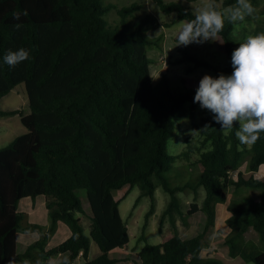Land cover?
Masks as SVG:
<instances>
[{
	"label": "trees",
	"instance_id": "trees-1",
	"mask_svg": "<svg viewBox=\"0 0 264 264\" xmlns=\"http://www.w3.org/2000/svg\"><path fill=\"white\" fill-rule=\"evenodd\" d=\"M157 2L165 12L176 11L178 19L194 18L193 11L182 2ZM215 4L222 11L235 5L236 0H224L222 6ZM113 7L105 0H0V103L24 82L31 107L30 113H21L28 131L0 147V264H51L59 254L65 255L67 264H118L130 260L114 254L131 239L120 208L130 190L121 198L115 195V190L125 186L141 189L135 207L143 196L152 200L142 238H146L148 221L156 211L159 186L170 194L161 228L167 217L176 227L175 214L186 217L178 192L195 187L191 183L174 186L167 174L178 159L194 149L188 145L179 154L168 151L178 115L193 119L197 128L208 126L200 139L203 169L197 185L204 186L206 193L202 202H192L187 211L188 215L204 212L206 221L192 237L176 231L164 242L147 241L137 252L139 260L135 262L226 264L218 255L205 256L203 251L218 227V205L229 200L231 188H247L258 189L259 198L250 195L230 202L231 215L226 221L231 230L225 244L231 257L264 264V250L244 241L252 229L264 241V176L256 175L264 165V132L253 145L244 148L235 135L238 121L225 133L213 116L197 120V90H176L168 73L155 82L151 71L148 51L159 44V38L149 35V30L171 26L172 22H162L150 12L137 18L136 13L143 7L139 2L119 8L120 19L110 21L106 14ZM25 9L28 15L21 16L23 27L17 30L13 13ZM260 15L264 16V3ZM261 23L254 32L248 30L252 24H245L244 31L240 30L243 38L237 39L233 35L236 24L225 19L218 37L222 43L217 41L229 58L225 67L202 58L198 49L189 46L180 48L182 55L176 62H193L188 71L206 66L215 70L214 77L231 75L233 51L248 36L264 33V21ZM20 48L29 52L27 60L15 67L3 62L5 54ZM16 113L20 110L0 107V116ZM187 139L189 142V136ZM247 154L245 172L240 166ZM236 170L237 178L232 175ZM39 195L46 197L50 220L46 225L30 221L27 212L19 209L24 197L36 200ZM87 214L91 218L89 232L83 222ZM61 221L72 234L48 248ZM35 231L39 239L20 250L18 233ZM93 241L100 254L91 258ZM80 259L83 262L78 263Z\"/></svg>",
	"mask_w": 264,
	"mask_h": 264
},
{
	"label": "rangeland",
	"instance_id": "rangeland-1",
	"mask_svg": "<svg viewBox=\"0 0 264 264\" xmlns=\"http://www.w3.org/2000/svg\"><path fill=\"white\" fill-rule=\"evenodd\" d=\"M166 1H179L187 5L193 12L194 7L201 6L204 0L189 1V0H166ZM106 3L113 4V9L106 14V18L110 21L119 20L120 16L118 14V9L130 5L133 2H139L143 4V7L136 13L137 18L145 16L148 12L157 16V18L162 22H172L171 26H161L157 29L149 30V35L155 38H159V44H155L149 47V57L151 58V71L155 82H157L161 76L168 73L171 80L173 88L176 90H197L199 87V82L205 74H210L213 77L216 72L212 68L206 66H199L188 71L187 67L193 65V62L177 63L176 59L182 54L180 48L183 45L176 46L178 40L176 35L179 33L182 27V21L178 19V13L175 12H165L161 9L157 0H105ZM218 2L220 6L223 5L224 0H214ZM252 3V2H251ZM264 0H259L256 3H252L257 9L256 16L258 18L246 17V19L236 24L235 30L233 32L234 37L237 39H242V31L245 24H252L253 27H249L250 32H254L256 25L262 24L264 21V16L260 15V9L263 5ZM261 21V22H260ZM117 22V21H116ZM264 24V23H263ZM243 26V27H242ZM260 26V25H259ZM242 27V28H240ZM261 33V32H260ZM176 46V47H175ZM193 49H198V54L207 59L214 64L225 67L229 65V58L226 52L218 48L217 41L209 40L204 43H192L187 45ZM158 77V78H157ZM188 106L190 103L187 104ZM0 107L4 110L19 109L20 113L0 116V147L6 146L11 143L17 136L28 131V127L24 125L21 119V113L28 114L31 112V107L29 103V95L26 88V84H18L9 94L4 96L1 100ZM198 118L201 120L203 117L213 116V114L201 106H198ZM204 128H197L194 125V120L187 116H177L176 130L174 136L168 142V151L171 154H179L188 149V145L193 146V150H190L187 155H184L174 164V166L169 170L168 178L172 185H182L186 183H191L195 187H189L186 190L179 191L178 195L182 199L181 209L183 215L176 213L175 221L177 222V227H175L169 217L165 219L164 226L161 228V218L164 210L166 209L170 194L164 190L163 187L159 186L156 190V200L157 206L155 213L150 217L148 225L146 227L145 233L146 238H142L143 227L146 222V214L151 208L152 200L149 196H143L135 207V203L141 194V189L139 186H135L130 189L129 186H125L122 189L115 190V195L121 198L126 191L130 190L126 197L121 201L120 208L124 219L129 224V229L131 233V239L129 242L130 250L134 251L131 256V260H122L118 264H137L135 260H139L137 252H139L147 241L151 243H161L167 238L174 235L176 231L181 235L187 236L196 234L203 229L204 218L202 213H193L191 215L187 214L191 203L194 201L201 202L204 197L206 190L204 186L198 187V182L201 179L202 164L199 161L200 157V139L203 136ZM187 136H189L190 141L188 142ZM245 148L246 146L243 145ZM207 149V148H204ZM249 162V155L247 154L243 162L241 163L240 169L247 172ZM232 175L237 178L238 170L233 171ZM257 176H264V165L261 167L260 171L256 172ZM82 197L84 198L86 209L90 212L91 207L88 198L86 197L85 191H81ZM260 191L258 189H247L243 188L240 190H235L231 188L229 190V200L226 203H220L218 206L219 217H218V228L215 229L214 234L211 237L210 245L205 249L204 254L206 256L218 255L221 257L226 264H257L254 260H247L241 256L231 257L229 254V247L225 244V236L230 232L231 228L227 224L226 215L230 213L229 204L232 200L240 201L244 197L250 195L259 198ZM26 198V200H25ZM38 198V200H37ZM36 198L37 206L40 205L38 214L40 215L44 210V195H39ZM24 199V200H23ZM19 205L22 209L26 206L27 202L30 200L33 202V198L28 196L24 197ZM35 213V212H34ZM49 215V213H48ZM28 219L33 221L29 217ZM34 219V216H32ZM83 222L85 224L87 232L90 231L91 218L89 214L83 216ZM67 229L70 227L66 223H62ZM63 231V230H62ZM57 231L59 236L56 238V234L51 238L55 242L61 241L63 237V232ZM56 238V239H55ZM244 241L255 243L257 250H264V241L259 238L257 232L252 229L245 234ZM124 251H117L115 255L125 258L123 254ZM100 254L99 246L93 241L92 250L90 257H96ZM61 255V256H60ZM57 260V264H64L65 255L59 254L54 257ZM121 259V258H120ZM133 260V261H132Z\"/></svg>",
	"mask_w": 264,
	"mask_h": 264
},
{
	"label": "clouds",
	"instance_id": "clouds-1",
	"mask_svg": "<svg viewBox=\"0 0 264 264\" xmlns=\"http://www.w3.org/2000/svg\"><path fill=\"white\" fill-rule=\"evenodd\" d=\"M217 9L214 0H204L201 6L194 7V18L182 21L176 46L220 41L218 37L224 29L225 19L236 24L243 22L246 17L258 18L255 15L257 9L250 0H236L235 5L222 11ZM27 15L26 9L13 13V19L18 21L15 24L17 30L23 27L22 22H19L21 16ZM28 58L29 52L20 48L5 54L3 62L15 67ZM231 63L234 69L231 75L213 77L205 74L202 77L194 102L209 110L225 133L238 121L239 127L235 133L237 139L242 145L251 146L264 132V33L250 35L244 43L239 44L232 53ZM207 127L205 125L204 129ZM64 264H67L66 260Z\"/></svg>",
	"mask_w": 264,
	"mask_h": 264
},
{
	"label": "crops",
	"instance_id": "crops-1",
	"mask_svg": "<svg viewBox=\"0 0 264 264\" xmlns=\"http://www.w3.org/2000/svg\"><path fill=\"white\" fill-rule=\"evenodd\" d=\"M24 200V199H23ZM26 200V198H25ZM38 200V198H37ZM202 202V201H201ZM219 206V205H218ZM40 209V205L37 206V201L35 202V200L33 199V202L32 201H28L26 206L22 209V207L20 206V210L21 211H24V212H28L29 213V217L30 219H32L33 221L32 222H38V223H41V224H49L50 220H49V215H48V208H47V205H46V197H45V200H44V210L42 211V213L39 215L38 214V210ZM35 212V213H34ZM202 213L203 215V218H204V224H205V221H206V216L204 214V212L202 211H198L197 213ZM231 215V212L228 213L226 215V219ZM32 216H34V219L32 218ZM218 216H219V209H218ZM62 223H65L63 221H61L59 223V228H58V231H62L63 232V239L61 241H58V242H55L54 240H50L49 244H48V248H52L58 244H60L61 242L65 241L71 234H72V231H71V228L70 229H67ZM177 223V222H176ZM204 226V225H203ZM176 227H177V224H176ZM218 228V227H217ZM202 230V229H201ZM200 230V231H201ZM199 231L196 233L198 234ZM196 234H192V235H187V236H184L182 235L183 237H192ZM59 236L58 232L56 234V238ZM40 237V234L38 232H19L18 233V242H19V248L20 250H23L25 249L29 244L33 243L34 241H36L37 239H39ZM55 238V239H56ZM206 249V248H205ZM204 249V251H205ZM91 250H92V247H91ZM117 251H125L126 253L123 254V256L125 257H130L132 256L131 253H133L134 251L130 250L129 248V245H127L126 247L124 248H117L114 250V254L117 252ZM204 251H203V255L204 254ZM90 255H91V251H90ZM61 256V255H60ZM98 256V255H97ZM96 256V257H97ZM116 257L119 258V256L115 255ZM206 256V255H205ZM91 258H94V257H91ZM121 258V257H120ZM131 260V259H130ZM133 261V260H132ZM80 262H83V259L79 260L78 263ZM51 264H57V260L55 258H53L51 260Z\"/></svg>",
	"mask_w": 264,
	"mask_h": 264
}]
</instances>
